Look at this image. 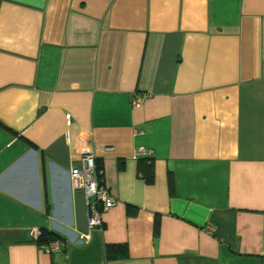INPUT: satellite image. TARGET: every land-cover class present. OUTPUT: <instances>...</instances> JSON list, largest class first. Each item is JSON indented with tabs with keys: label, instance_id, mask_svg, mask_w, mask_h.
I'll list each match as a JSON object with an SVG mask.
<instances>
[{
	"label": "crops",
	"instance_id": "obj_1",
	"mask_svg": "<svg viewBox=\"0 0 264 264\" xmlns=\"http://www.w3.org/2000/svg\"><path fill=\"white\" fill-rule=\"evenodd\" d=\"M263 66L264 0H0V264H264Z\"/></svg>",
	"mask_w": 264,
	"mask_h": 264
},
{
	"label": "built area",
	"instance_id": "obj_2",
	"mask_svg": "<svg viewBox=\"0 0 264 264\" xmlns=\"http://www.w3.org/2000/svg\"><path fill=\"white\" fill-rule=\"evenodd\" d=\"M139 103L135 101V105ZM142 152V151H140ZM70 178L75 189L82 190L87 199V205L91 210L88 218V227L93 229L101 225V213L114 205V200L109 191L98 179L96 162L92 155H84L80 165L70 171ZM93 199V203H90ZM46 250L51 251L57 248L56 242L45 246Z\"/></svg>",
	"mask_w": 264,
	"mask_h": 264
},
{
	"label": "trees",
	"instance_id": "obj_3",
	"mask_svg": "<svg viewBox=\"0 0 264 264\" xmlns=\"http://www.w3.org/2000/svg\"><path fill=\"white\" fill-rule=\"evenodd\" d=\"M32 145V144H31ZM96 162V161H95ZM154 159L152 157H139L137 159V173L139 177L146 183V184H152L154 181ZM119 168H121V165H119ZM96 169H98V165L96 164ZM101 175H98V179L100 180ZM167 187L169 193L172 191V177L170 174L167 175ZM47 208H48V199L45 198ZM127 211L129 214H135L137 209L132 206H127ZM157 225L155 224V232L157 230ZM60 240V237L52 232L42 230L39 237L37 238V244L39 245H47L52 241ZM127 247L125 244L123 245H114V246H106V252L107 254H113L115 257L116 254H119V257H124L126 255Z\"/></svg>",
	"mask_w": 264,
	"mask_h": 264
},
{
	"label": "water",
	"instance_id": "obj_4",
	"mask_svg": "<svg viewBox=\"0 0 264 264\" xmlns=\"http://www.w3.org/2000/svg\"><path fill=\"white\" fill-rule=\"evenodd\" d=\"M262 75L264 76V66H263V69H262Z\"/></svg>",
	"mask_w": 264,
	"mask_h": 264
}]
</instances>
